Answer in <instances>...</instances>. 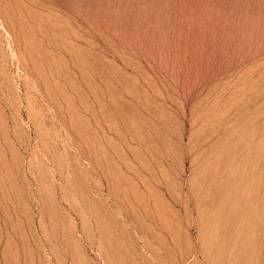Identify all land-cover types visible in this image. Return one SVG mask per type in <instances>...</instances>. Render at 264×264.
I'll use <instances>...</instances> for the list:
<instances>
[{
    "label": "rangeland",
    "instance_id": "rangeland-1",
    "mask_svg": "<svg viewBox=\"0 0 264 264\" xmlns=\"http://www.w3.org/2000/svg\"><path fill=\"white\" fill-rule=\"evenodd\" d=\"M0 264H264V0H0Z\"/></svg>",
    "mask_w": 264,
    "mask_h": 264
}]
</instances>
